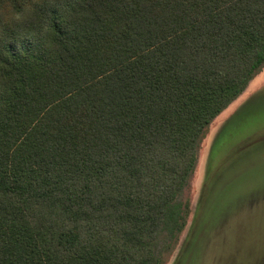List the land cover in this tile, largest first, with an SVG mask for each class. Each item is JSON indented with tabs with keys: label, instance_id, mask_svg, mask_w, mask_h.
<instances>
[{
	"label": "trees",
	"instance_id": "1",
	"mask_svg": "<svg viewBox=\"0 0 264 264\" xmlns=\"http://www.w3.org/2000/svg\"><path fill=\"white\" fill-rule=\"evenodd\" d=\"M263 68L264 0H0V264H166Z\"/></svg>",
	"mask_w": 264,
	"mask_h": 264
},
{
	"label": "rangeland",
	"instance_id": "2",
	"mask_svg": "<svg viewBox=\"0 0 264 264\" xmlns=\"http://www.w3.org/2000/svg\"><path fill=\"white\" fill-rule=\"evenodd\" d=\"M189 203L166 264H264V68L210 124Z\"/></svg>",
	"mask_w": 264,
	"mask_h": 264
}]
</instances>
